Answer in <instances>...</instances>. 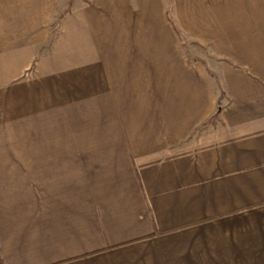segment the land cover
Returning a JSON list of instances; mask_svg holds the SVG:
<instances>
[{"label": "crops", "instance_id": "0c3cea01", "mask_svg": "<svg viewBox=\"0 0 264 264\" xmlns=\"http://www.w3.org/2000/svg\"><path fill=\"white\" fill-rule=\"evenodd\" d=\"M0 264H264V0H0Z\"/></svg>", "mask_w": 264, "mask_h": 264}, {"label": "rangeland", "instance_id": "374dc122", "mask_svg": "<svg viewBox=\"0 0 264 264\" xmlns=\"http://www.w3.org/2000/svg\"><path fill=\"white\" fill-rule=\"evenodd\" d=\"M183 41V45H184V43H185V41L184 40H182ZM186 45H188V44H186ZM189 47H192V45H190ZM196 47V46H195ZM198 49H199V47H198ZM200 50V49H199Z\"/></svg>", "mask_w": 264, "mask_h": 264}, {"label": "trees", "instance_id": "16d2710c", "mask_svg": "<svg viewBox=\"0 0 264 264\" xmlns=\"http://www.w3.org/2000/svg\"><path fill=\"white\" fill-rule=\"evenodd\" d=\"M175 30V32H176V34H178V32L176 31V29H174ZM216 117V116H215Z\"/></svg>", "mask_w": 264, "mask_h": 264}]
</instances>
